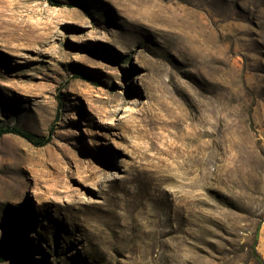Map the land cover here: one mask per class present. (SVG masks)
<instances>
[{"label":"rangeland","instance_id":"374dc122","mask_svg":"<svg viewBox=\"0 0 264 264\" xmlns=\"http://www.w3.org/2000/svg\"><path fill=\"white\" fill-rule=\"evenodd\" d=\"M0 264H264V0H0Z\"/></svg>","mask_w":264,"mask_h":264},{"label":"trees","instance_id":"16d2710c","mask_svg":"<svg viewBox=\"0 0 264 264\" xmlns=\"http://www.w3.org/2000/svg\"><path fill=\"white\" fill-rule=\"evenodd\" d=\"M5 134H14L20 136L36 146H44L48 144L52 137L51 134L39 136L16 126L0 127V138ZM12 258L14 259L12 243L8 242L7 248L0 252V261H7L8 259Z\"/></svg>","mask_w":264,"mask_h":264},{"label":"water","instance_id":"95a60500","mask_svg":"<svg viewBox=\"0 0 264 264\" xmlns=\"http://www.w3.org/2000/svg\"><path fill=\"white\" fill-rule=\"evenodd\" d=\"M8 242H10V241H7V246H8ZM11 243V242H10ZM7 248V247H6Z\"/></svg>","mask_w":264,"mask_h":264}]
</instances>
